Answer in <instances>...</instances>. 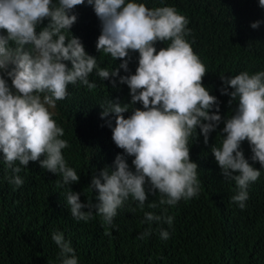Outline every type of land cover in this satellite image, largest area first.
<instances>
[{"label": "clouds", "instance_id": "1", "mask_svg": "<svg viewBox=\"0 0 264 264\" xmlns=\"http://www.w3.org/2000/svg\"><path fill=\"white\" fill-rule=\"evenodd\" d=\"M82 5L90 6L99 21L96 52L120 60L118 66L102 67L71 34L77 21L73 10ZM259 7L264 9V0H259ZM44 21L47 24L37 32ZM260 23L250 27L256 29ZM188 24L172 6L150 9L136 0H0V159L12 173L9 183L22 186V169L39 162L41 169L60 177L57 183L76 221L99 216L109 228L130 198L143 210L149 196H158L147 207L161 208V214L144 212L141 223L149 227L136 237L143 240L151 234L152 223L172 225L174 217L165 215L163 206L199 195L190 140L198 138V128L207 146L209 134L223 123L220 144L214 143L210 152L220 174L234 182L230 202L244 210L249 185L264 170V71L219 76L218 91L228 97L230 109L222 118L220 101L203 85L206 66L186 39L192 35ZM158 43L164 45L159 50ZM130 53L138 54L135 72L120 75L121 70L129 72ZM93 73L113 88L126 85L131 99L121 104L107 97L99 105L100 119L122 154L92 176L87 191L95 195L81 202L82 193L69 187L80 176L62 152L70 145L61 138L64 129L50 110L67 98L69 85L95 89L97 83L89 79ZM137 103L142 107H134ZM244 141L251 161L261 170L245 158ZM127 158H132L131 168ZM159 236L166 241L170 233L161 228ZM51 240L59 249L60 264H78L62 232L53 230Z\"/></svg>", "mask_w": 264, "mask_h": 264}, {"label": "trees", "instance_id": "2", "mask_svg": "<svg viewBox=\"0 0 264 264\" xmlns=\"http://www.w3.org/2000/svg\"><path fill=\"white\" fill-rule=\"evenodd\" d=\"M136 2L150 9L172 6L188 18L192 35L186 39L206 66L203 85L220 101L222 118L230 109L228 97L218 91L219 76L264 71V9L259 7V0ZM73 12L77 21L70 32L81 40L86 53L97 57L102 67L118 66L120 60L114 62L110 56L96 52L100 28L92 8L82 5ZM256 21L261 22L259 27L251 28ZM47 22L39 25L37 32ZM163 46L158 43L157 50ZM137 60L138 54L130 53L129 72L121 70L120 75L134 74ZM89 79L97 83L95 89L69 85L67 98L50 110L64 129L61 138L70 145L62 152L68 166L80 176L78 183L69 187L82 193L81 202L95 195L87 191L92 176L104 166H111L116 155L122 154L112 142L105 120L100 119L99 105L107 97L121 104L131 99L126 85L113 88L108 80L101 82L94 73ZM134 107L142 106L137 103ZM222 128L223 123L209 134L207 146L197 128L198 138L190 140V160L198 165L200 193L174 206H163L167 208L164 214L174 217L172 225L152 223L151 234L143 240L136 237L149 227L141 223L144 212L161 214V208L147 207L158 196H149L143 210L130 198L118 209L112 228L104 225L99 216L78 222L71 216L64 189L57 183L59 176L41 169L39 162H29L19 174L24 183L17 188L9 183L12 173L0 159V264H60L59 249L51 240L53 230L62 232L71 242L78 264H264V170L249 185L245 209L231 203L230 197L236 192L234 182L224 179L210 152L214 143L219 146ZM241 150L249 163L261 170L259 163L250 159L247 141L242 142ZM131 159L127 158L130 168ZM161 228L170 233L166 241L160 239Z\"/></svg>", "mask_w": 264, "mask_h": 264}]
</instances>
